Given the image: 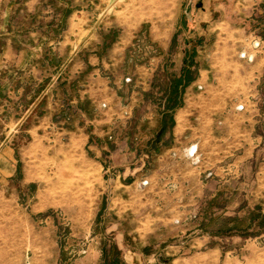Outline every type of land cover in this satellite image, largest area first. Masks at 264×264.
Instances as JSON below:
<instances>
[{"label": "rangeland", "instance_id": "1", "mask_svg": "<svg viewBox=\"0 0 264 264\" xmlns=\"http://www.w3.org/2000/svg\"><path fill=\"white\" fill-rule=\"evenodd\" d=\"M192 1L0 0V136L19 154L0 190V264H127L137 251L146 264H264V0L207 16ZM199 79L228 88L212 117H237L245 136L232 157L188 153L221 189L190 206L184 232L148 226L156 206L135 186L174 145L187 94L209 106L202 86L185 91ZM118 175L133 189L115 204Z\"/></svg>", "mask_w": 264, "mask_h": 264}, {"label": "crops", "instance_id": "2", "mask_svg": "<svg viewBox=\"0 0 264 264\" xmlns=\"http://www.w3.org/2000/svg\"><path fill=\"white\" fill-rule=\"evenodd\" d=\"M234 1L236 2L233 3ZM253 4L254 0H193L191 13L200 12L206 16L211 13H223V11L228 10L227 8L230 5L237 7L238 10L245 11ZM192 23L193 27L199 25V22L196 21ZM257 60L258 55L255 62ZM203 82V80L199 79L191 86H187L185 91L192 90L196 85L198 87L202 86L206 95L195 97L200 101L207 100L209 106L204 108L201 105L199 108H195L192 97L187 94V104L179 108L173 117L172 136L174 137V145L163 151L159 156L160 164L146 178L145 186H139V190L135 186V191L140 196L141 204L156 206L157 212L155 216L149 212L146 214L144 220L150 222L148 226H151V222L167 221L172 222L180 233L184 232V222L190 220V206L202 203L201 200L203 198H212L221 189V185H218V183L207 182L205 184L202 182L199 174L206 171L207 167L204 168L199 164L195 165L191 158L188 157V153L191 151L193 155L219 156L221 158L232 157L238 150L241 137L245 136L239 122H237L239 120L237 117H222L218 119L212 117L213 109L216 107L222 108L225 99L222 94L228 88L226 86L204 85ZM94 92L96 93V91ZM212 93H219L218 98ZM193 113H199V115H188ZM7 145L6 139L0 136V190L8 182H14V178L17 175L19 154L13 145ZM230 166L233 165L231 164ZM121 179L122 175H118L112 180L111 188L113 189V194L117 189L121 190L118 198L114 194L112 201L115 204L116 201L124 203L126 201L124 194L133 189V183L128 184ZM181 228L183 229L179 230ZM142 237L146 236H140L139 238ZM143 248H151V246L144 244ZM172 248L186 247L177 245L172 246ZM188 248H191V240H189ZM119 250L125 251L124 248H119ZM124 260L127 264H146L151 262L149 256L147 257L142 251L129 252V254L124 256ZM174 263L191 264L189 261H181L180 259L172 262V264Z\"/></svg>", "mask_w": 264, "mask_h": 264}, {"label": "built area", "instance_id": "3", "mask_svg": "<svg viewBox=\"0 0 264 264\" xmlns=\"http://www.w3.org/2000/svg\"><path fill=\"white\" fill-rule=\"evenodd\" d=\"M190 155H193V153H191V151L189 152Z\"/></svg>", "mask_w": 264, "mask_h": 264}, {"label": "trees", "instance_id": "4", "mask_svg": "<svg viewBox=\"0 0 264 264\" xmlns=\"http://www.w3.org/2000/svg\"><path fill=\"white\" fill-rule=\"evenodd\" d=\"M113 264H117L116 262H113Z\"/></svg>", "mask_w": 264, "mask_h": 264}]
</instances>
